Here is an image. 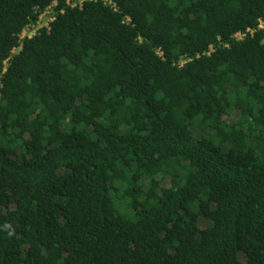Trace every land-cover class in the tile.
<instances>
[{
    "label": "trees",
    "instance_id": "obj_1",
    "mask_svg": "<svg viewBox=\"0 0 264 264\" xmlns=\"http://www.w3.org/2000/svg\"><path fill=\"white\" fill-rule=\"evenodd\" d=\"M110 1L0 0V264H264V0Z\"/></svg>",
    "mask_w": 264,
    "mask_h": 264
},
{
    "label": "built area",
    "instance_id": "obj_2",
    "mask_svg": "<svg viewBox=\"0 0 264 264\" xmlns=\"http://www.w3.org/2000/svg\"><path fill=\"white\" fill-rule=\"evenodd\" d=\"M87 1H98V0H67V5L72 8H81L83 4ZM105 5H109L113 7L114 10H117L116 5H114L110 0H100ZM57 2H54L51 6L47 7L39 16L38 21L36 24H28L26 28L22 31V33L19 36V42L23 43L24 39L26 38H32L39 34V32L42 29H50V24L56 19V10ZM262 27V25H261ZM251 34H253V31L248 30ZM246 34L239 32L236 35L237 40H243L245 38ZM17 51V50H16Z\"/></svg>",
    "mask_w": 264,
    "mask_h": 264
}]
</instances>
